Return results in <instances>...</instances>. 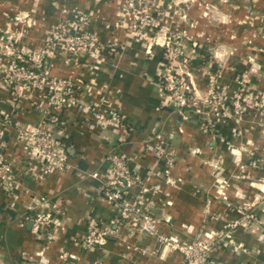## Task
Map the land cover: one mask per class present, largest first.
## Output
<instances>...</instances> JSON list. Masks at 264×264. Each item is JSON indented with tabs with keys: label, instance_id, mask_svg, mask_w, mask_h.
Returning <instances> with one entry per match:
<instances>
[{
	"label": "crops",
	"instance_id": "crops-1",
	"mask_svg": "<svg viewBox=\"0 0 264 264\" xmlns=\"http://www.w3.org/2000/svg\"><path fill=\"white\" fill-rule=\"evenodd\" d=\"M125 3L0 0V43L49 46L47 74L81 86L79 102L64 108L24 84L7 86L1 74L10 60L0 52V156L15 175L12 189L0 183V264L183 263V254L165 248L156 234L118 223L117 206L102 196L115 148L140 177L126 199L149 210L159 233L185 243L200 234L213 239L254 213L232 244L217 246L211 264H264V0H156L162 31L176 34L192 56L188 70L198 94L214 84L226 99L256 98V110L213 131L204 130L208 121L195 112L183 118L162 92L163 48L151 31H128ZM80 15L83 28L112 48L75 61L53 37L64 21L78 29ZM102 111L115 112L118 121L102 126ZM32 128L52 132L67 168L48 166L22 135ZM49 209L54 222L39 238L32 219ZM92 229L114 233L102 247H88L83 238Z\"/></svg>",
	"mask_w": 264,
	"mask_h": 264
},
{
	"label": "built area",
	"instance_id": "built-area-1",
	"mask_svg": "<svg viewBox=\"0 0 264 264\" xmlns=\"http://www.w3.org/2000/svg\"><path fill=\"white\" fill-rule=\"evenodd\" d=\"M156 7V0H126L124 9L130 15L128 31L131 33L151 31L153 41L163 48L166 69L161 79V89L176 105L180 115L187 118L191 112H195L208 121L204 130L213 131L214 126L221 122L237 119L249 110H256L257 102L253 96L238 94L226 99L215 89L214 84H211L203 95L194 90L188 70L192 56L176 34L162 31V26L155 16ZM78 22V29H72L66 21L62 22L53 37V41L62 44L74 56L75 61H78L81 55L92 59L100 51L112 48L104 47L97 34L88 33L83 28L86 23L84 16L80 15ZM47 48L49 46L24 50L19 48L13 39L0 43V52L10 60L7 69L1 74V81L7 86L17 83L39 90L45 98L63 108L77 104L81 86L68 78H55L47 74L45 59ZM50 121L56 122L57 117L53 116ZM117 121L118 115L115 112L108 115L102 111L98 114V122L102 126ZM22 135L48 159L49 167L59 170L68 167L64 149L51 131L32 128L22 132ZM107 159L110 170L108 176L102 180L101 193L105 199L117 206L118 223L138 225L143 231L156 234L165 248L179 250L183 254L182 264H211L217 246L232 244L237 227L239 225L248 227L255 220L254 213L244 214L240 220L230 223L213 239L200 234L191 242H180L159 233L156 219L149 210L126 199L128 190L140 180L139 175L131 170L127 154L115 148ZM92 176L99 178V173L93 172ZM166 180L169 183L175 182L170 176H167ZM0 183L6 189H12L15 184L12 165L1 156ZM142 190L148 189L143 187ZM53 222L52 210L41 211L32 219V230L37 237L44 238ZM113 233V230L92 229L83 238V243L88 247H102ZM62 257L65 258L66 255L63 254Z\"/></svg>",
	"mask_w": 264,
	"mask_h": 264
},
{
	"label": "trees",
	"instance_id": "trees-1",
	"mask_svg": "<svg viewBox=\"0 0 264 264\" xmlns=\"http://www.w3.org/2000/svg\"><path fill=\"white\" fill-rule=\"evenodd\" d=\"M79 94V93H78Z\"/></svg>",
	"mask_w": 264,
	"mask_h": 264
}]
</instances>
